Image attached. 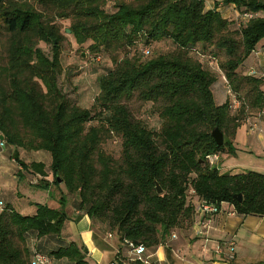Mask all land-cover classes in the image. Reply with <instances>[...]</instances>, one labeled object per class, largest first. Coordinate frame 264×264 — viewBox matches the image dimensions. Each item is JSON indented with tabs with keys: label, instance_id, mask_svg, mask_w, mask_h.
<instances>
[{
	"label": "trees",
	"instance_id": "1",
	"mask_svg": "<svg viewBox=\"0 0 264 264\" xmlns=\"http://www.w3.org/2000/svg\"><path fill=\"white\" fill-rule=\"evenodd\" d=\"M109 1L0 0V33L9 38L7 55L0 53V136L10 146L51 155L48 162L19 159L20 172L40 176L41 187L59 185L60 178L78 196L74 208L97 229L116 232L128 251L132 242L148 252L173 230L193 226L200 200L264 216L263 173H222L206 159L232 152L246 110L264 109V77L240 70L264 47V0H222L258 13L242 28L223 16L218 1L207 7L206 0H115L112 12L105 9ZM38 5L71 19L72 35L80 45L91 41L94 52L162 40L175 49L145 58L147 46L143 54L115 58L98 77L92 106L82 107L58 87L64 36ZM38 41L53 45L52 58ZM218 54L225 57L220 65ZM213 58L215 67L209 63ZM220 70L242 99L238 109L228 88L226 99L216 101ZM133 98L151 104L161 120L158 128L133 115L127 103ZM214 127L224 133L222 145L211 135ZM113 136L121 140L119 158L104 148ZM17 152L12 157L18 159ZM33 204L32 214L11 203L0 210V264H32L35 253L50 262L92 264L84 246L62 237L65 199L60 208Z\"/></svg>",
	"mask_w": 264,
	"mask_h": 264
},
{
	"label": "crops",
	"instance_id": "2",
	"mask_svg": "<svg viewBox=\"0 0 264 264\" xmlns=\"http://www.w3.org/2000/svg\"><path fill=\"white\" fill-rule=\"evenodd\" d=\"M208 1H213L209 7H213L218 1V9L223 16L229 19H234L239 12L235 4L226 5L222 3V0H206V3ZM263 54L261 48L257 54L253 52L246 60L249 66L260 67L263 62V58H261ZM226 89L227 85L224 81L221 80L217 83L216 90L222 99L227 97ZM256 114H251L252 117L249 118H254ZM260 126L263 128L262 132H252L245 121L241 123L232 139L233 146L235 143H239L240 139L247 147L257 145L264 150V117ZM20 168L15 163V159L5 158L0 151V189L1 195H3L2 199L6 204L11 202H7L6 197H4L5 187L11 186L13 193L24 196L23 192L25 191L20 189L23 190L27 181L32 184L35 183L31 179L32 175L27 171L20 172ZM245 171L247 170L224 171L222 169L221 172L236 174ZM13 177L18 181L15 182ZM45 178L48 182L52 180L51 174ZM33 203L35 201L31 202L32 206L35 207ZM72 208L74 217L68 218L65 222L62 231L64 239L86 247L87 258L92 264H134L130 250L128 251V248L120 242L116 232L97 229L87 214L76 210L73 205ZM224 208L225 210L221 214L213 218L211 228L206 234H196L197 223H193V226L190 227L173 230L157 247L149 248L147 254L150 262L152 264H264V216L230 214V208L226 205ZM20 211L23 213L26 209ZM33 211L35 212L36 208ZM232 237L236 240V253L235 258L230 260L227 259V250L220 253L217 251V246L226 244L227 240ZM50 264H68V261L53 260Z\"/></svg>",
	"mask_w": 264,
	"mask_h": 264
},
{
	"label": "rangeland",
	"instance_id": "3",
	"mask_svg": "<svg viewBox=\"0 0 264 264\" xmlns=\"http://www.w3.org/2000/svg\"><path fill=\"white\" fill-rule=\"evenodd\" d=\"M115 2V0H110L106 4L105 9L109 12L114 11ZM206 4L207 7H209L211 4H213V1H208ZM37 9L44 13L45 21L49 24L58 26L60 28L61 34L64 36V40L62 42L63 69L62 72L57 76L58 87L68 99L82 107L90 108L92 106L94 99L99 93L98 77L104 74L108 68H112L114 66L115 58L121 59L125 56L143 54V49L147 46L151 52L149 55L147 54V57L145 58H151L161 53H168L175 49V46L169 40H162L159 42H152L146 47L143 42H137L133 46L124 47L116 52H94L92 48H89L91 41L80 45L76 38L72 35L70 30V26L72 24L71 19H65L59 14L52 12L51 10L44 9L39 5ZM38 42V46L44 50L45 55L49 58H52L53 45L44 41ZM8 44L9 38L7 39L5 33H0V53L2 56L7 55ZM261 52L264 53V47L261 48ZM217 56L219 61L218 64L220 65L221 62H224L225 57L223 54H218ZM261 58H263V62L260 67L255 65L249 66L248 61H245L240 68L241 72L248 74V70L255 66V68L260 73H264V54ZM217 72L224 81L225 75H223L222 71L220 70ZM215 96L216 101L219 102V93L216 90V87ZM127 103L131 109V112L136 118H145L148 124L153 128H158L160 126L161 120L156 114L151 112L150 103H142L137 98H133ZM258 111L259 109H247L246 116L242 123L245 121L248 124L249 117H252L250 115L257 113ZM238 142L239 143H235L233 146L232 152L220 153L221 158L220 160L216 161L214 166L221 171L222 169L224 171L253 170L264 174V170H262L264 169V150L262 147L257 145L247 147L243 144V142L240 141V139ZM104 144V148L108 153L114 155L115 158H119L122 148L119 137L113 136L107 143ZM2 149H0V151H2V154L5 156V158L9 160H12V158L15 159V163L19 165V167H22V165L19 164V159L28 162H48L49 156L51 157L50 153H47L43 150L30 151L24 148H16L10 146L7 144V142L4 143V149ZM15 151H18L17 153H19L18 159L16 157H12ZM29 174L32 175L31 179L35 183L32 184L27 181L26 185L23 186V190L22 188L20 189L21 191H25L23 192L24 196L13 193V188L11 186L5 187L4 197H6L7 202H11V204L18 211L26 209V211L23 212L24 214H32L34 213L33 210L35 207L32 206L31 202H41L48 204L53 208H60L61 198H63L65 199V210L68 214V218L70 219L74 217V212H72V201L75 200V197H78L76 193H70L63 183L59 185L51 183L50 185L52 186L41 187L38 185L41 182L40 176L32 172H29ZM14 177L13 180L17 182L18 179ZM51 179L53 180L52 175ZM2 196L3 195H1V197ZM86 249L87 248L85 247V250Z\"/></svg>",
	"mask_w": 264,
	"mask_h": 264
},
{
	"label": "built area",
	"instance_id": "4",
	"mask_svg": "<svg viewBox=\"0 0 264 264\" xmlns=\"http://www.w3.org/2000/svg\"><path fill=\"white\" fill-rule=\"evenodd\" d=\"M258 16L257 12L249 11V10H239L237 13V16L232 19L237 28H242L245 23L250 21L251 19ZM148 50H145V53H147ZM256 54L259 51H254ZM210 65L215 67L216 66V59H211L209 61ZM249 75L253 76H259L264 77V73H260L255 67H251L248 70ZM225 84L227 85L229 94L231 95V103L232 107L234 109H238L241 106L242 99L231 90L229 86V82L227 78L224 76ZM264 117V109L259 110L254 118L248 119V126L249 129L252 132H262L263 128L260 126V123L262 121V118ZM4 143L5 141L0 138V147L4 149ZM220 158V154L218 153H212L208 154L206 156V159L208 163L213 166L216 161H218ZM228 206L230 208L229 213L230 214H237L234 206L229 205L226 202H222L220 204L208 202L206 200H200L196 207V220L194 223H197V226L195 228V232L198 235L206 234L210 228H211V221L213 218H215L217 215L221 214L225 208L224 206ZM5 207V202L1 197V189H0V210H3ZM174 236V235H173ZM130 254L131 259L134 261H140L142 264H152L149 260V256L146 254L147 249L143 245H135L134 243L130 242ZM224 250H227V259H234L235 253H236V240L234 237L227 240L226 244L224 245H218L217 251L222 253ZM50 259L42 254V253H35L33 256V262L32 264H49Z\"/></svg>",
	"mask_w": 264,
	"mask_h": 264
},
{
	"label": "water",
	"instance_id": "5",
	"mask_svg": "<svg viewBox=\"0 0 264 264\" xmlns=\"http://www.w3.org/2000/svg\"><path fill=\"white\" fill-rule=\"evenodd\" d=\"M211 135L213 136L217 144L222 145L224 143V133L219 129V127H214L211 132ZM0 138L3 140L4 136L1 135ZM59 182L62 183V180L60 178H59ZM156 188L159 194L163 193V189L161 188L159 184H157ZM236 197L238 198L239 201H242V198H243L242 194H238L236 195Z\"/></svg>",
	"mask_w": 264,
	"mask_h": 264
}]
</instances>
